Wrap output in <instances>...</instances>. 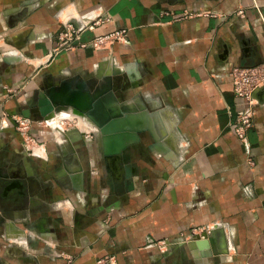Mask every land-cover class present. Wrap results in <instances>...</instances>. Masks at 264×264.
Here are the masks:
<instances>
[{"label":"crops","instance_id":"0c3cea01","mask_svg":"<svg viewBox=\"0 0 264 264\" xmlns=\"http://www.w3.org/2000/svg\"><path fill=\"white\" fill-rule=\"evenodd\" d=\"M65 13L76 28L99 22L86 25L72 49L54 51ZM116 30L126 31L127 42L91 46L96 36ZM262 62L264 0H0V170L22 181L35 203L10 218L19 225L41 218L47 226L23 234L8 224L14 264H36V256L42 264H95L108 255L117 264H150L158 245L173 248L202 227L220 237L221 253L194 249L191 237L193 264H264V91L255 96L247 147L233 129L245 100L229 76L234 66ZM107 73L112 84L136 82L153 110L139 96L122 101L145 106L132 127L114 133L112 168L122 176L123 154L131 168L128 191L110 188L104 152L61 150L59 137L68 139L61 125L46 130L53 113L45 119L38 112L37 100L49 87L69 81L91 92ZM26 108L29 132L40 138L43 153L28 150L21 163L14 118ZM146 113L151 121H143ZM73 115L65 122L82 131L84 116ZM144 126L149 130L139 133L148 149L125 150ZM90 128L100 132L93 123ZM100 134L103 143L108 136ZM120 192L124 197L115 198ZM106 197L101 213L98 202Z\"/></svg>","mask_w":264,"mask_h":264},{"label":"built area","instance_id":"2783aa9c","mask_svg":"<svg viewBox=\"0 0 264 264\" xmlns=\"http://www.w3.org/2000/svg\"><path fill=\"white\" fill-rule=\"evenodd\" d=\"M239 14H243L244 10H238ZM64 29L58 34V45L54 51L62 49H72L74 40L79 37L82 29L93 28L99 20L89 24L86 23L82 27L76 28L71 20V17L65 13L62 16ZM115 42H127L126 31L116 30L107 34L96 36L91 42L94 49H109ZM87 43H82L81 47H86ZM234 92L237 96L245 100V105L236 113L233 129L237 137L248 147V131L254 124V105L258 102L253 93L264 86V62L254 66H234L229 72ZM16 128L21 134L27 146L30 141L35 142V138L29 133L30 122L29 118L16 116ZM211 229L208 227L194 228L188 238L202 232H208ZM166 243V242H165ZM95 264H116L114 257H101L96 259Z\"/></svg>","mask_w":264,"mask_h":264},{"label":"rangeland","instance_id":"374dc122","mask_svg":"<svg viewBox=\"0 0 264 264\" xmlns=\"http://www.w3.org/2000/svg\"><path fill=\"white\" fill-rule=\"evenodd\" d=\"M107 57L110 59V56H107ZM104 61H106V59ZM104 61H103V64H104ZM116 74H118V73H116ZM119 74H125L126 75V73H124V71H120ZM117 85H116V83H115V86L112 84V88L115 91V94H116V96L118 97V99L120 101L129 100V99H131V98H133L135 96H139L144 101L147 109L150 110V111H153L148 106V104L145 102V100H144L143 96L141 95V93L138 92V88H137L138 85H137L136 82L129 83L125 87V89L123 88L121 90V92H120V90H118ZM115 87H116V89H115ZM38 112H39V115H41L39 110H38ZM68 113L77 114L76 112H74L73 109H70V108L57 110V111H55V113L53 112L54 117L55 116H57V117H55L54 120H49V123L52 124V126L48 125V123L43 124L42 126H45L46 130L49 129L48 131H51V132L56 131V128H54L53 126H60V125L63 126V127L67 126V127H72L74 129H76L74 121H71V123L65 122L66 121V119H65L66 117H68L69 115H70L69 117H71V115H73V114H68ZM53 114H52V117H53ZM66 115H68V116H66ZM81 116H84V115H81ZM72 118H73V116H72ZM82 119H84L83 122L85 123L84 124L85 126H83L81 124L79 126L82 128V130H87V129H84V128H88V127L90 128L92 122L85 116ZM138 134H139V132H138ZM33 137L35 138V142L30 141L28 143L27 147L28 148L38 149V150H36V156L41 155V153H43L42 152L43 150L42 151L39 150V149H41L40 138H36L35 136H33ZM59 139L61 140L60 137H59ZM62 142H63V140H62ZM103 143H104V141H103ZM103 143H102V139H100V141H98V146H99L100 153L104 152ZM25 144L26 143H25V141H24V139L22 137V146L20 148L21 151L25 150V148H24V146L26 147ZM166 148H171V147L167 146ZM125 150H127V147H126ZM20 156H21V154H20ZM99 156H100V162H103V158H104L105 155L100 154ZM119 197L122 199V197H124V196H123V194H120ZM98 203H99L98 206H100L101 213H102V211H106V207H107L106 200L104 199L103 201H99ZM17 221H19V220L12 219V218L9 217L8 219H6L5 225H0V244L1 243H5V245H6L5 247L0 248V264H14V243H16V241L14 240L13 237L8 235L7 226H8L9 223H12L15 226H18L23 234H26L27 233L26 230L29 229V228H32V227L40 229V230H46L45 228L47 227L45 225L44 220H42L41 218H37V219L24 218V219L20 220V222H21L20 225L18 224ZM189 235L190 234H187V236H189ZM187 236L184 235L183 236L184 238H183L182 242L179 245H176L173 248L166 247V243L165 242H163L160 245H158L157 246V250H156L157 256L155 257V259L150 264H174V263L186 264L187 262H189V264H193L194 260H195V257L192 254L191 250L189 249V245H188V243H189L188 241L189 240H188ZM38 240H39L38 237H36L35 240H32V244L35 243V245H36ZM218 250H219V248H217V251ZM220 253L221 252H219V255H220ZM103 257H114L115 260H116V264H117V259H116L115 256H109L108 255V256H103ZM55 258H57V257L55 256ZM35 263L36 264H42V260H41L40 256H36Z\"/></svg>","mask_w":264,"mask_h":264},{"label":"flooded vegetation","instance_id":"af4514ba","mask_svg":"<svg viewBox=\"0 0 264 264\" xmlns=\"http://www.w3.org/2000/svg\"><path fill=\"white\" fill-rule=\"evenodd\" d=\"M106 81L107 79L104 78V81H102V83H100L97 88H93L91 92L103 86V84ZM114 82L116 83V85L117 84L119 85V86L117 85V87H118V90H120V92L123 89V86L125 87L130 83L129 80L122 81L121 84L117 83L115 80ZM114 82H113V85L115 86ZM77 118L78 117H74L72 118V120H75ZM61 128H62V131H64L65 136L67 135V138H68L67 140L63 142L60 140L61 150H81V151L82 150L83 151L84 150H99L98 141H100L101 139V134L97 130L90 128L89 130L77 131L76 129L72 127H66V126L64 127L61 126ZM144 134H145L144 132L139 133V139L134 142L131 148H127V150H147L148 148H146L144 143L141 142V137ZM41 147H42V144H41ZM24 148L25 150H22V153L20 156L21 158L19 157L20 159L17 162H21V163L26 162V158L28 157V154L31 153L28 151L27 146L26 147L24 146ZM44 150H47V149L45 148ZM41 158L42 157H40V159ZM113 162L114 161L112 157H106V156H104L103 162H102L104 164L105 170H107V172L109 173V178L111 182H113V186H111L110 188L114 189V186H115V188L120 187V190L124 189L128 191L130 187V181L128 179V169H127V162H126L125 156L122 154L121 158L118 160L119 166L123 169V173L121 177H117L116 172L113 170L112 168V164H114ZM8 176H9L8 174L2 175V171L0 170V211H1L0 225H5L6 216L14 217L15 211L21 210V209L23 210L27 209L29 208V205L34 203V202L30 203V199L27 196L28 191L26 190V186H24V183L20 181L17 177L15 178L12 177L11 179L10 178L8 179ZM13 176H16V174L14 173ZM20 186L23 187V189H21ZM15 187H18L19 189ZM19 190L20 192L22 191L25 194L24 195L20 194V192H18ZM111 194H109L110 196L108 200L112 199ZM120 194L122 193L120 192ZM119 195L115 196V198L119 197ZM124 195L125 194H123V196ZM15 197L19 199V200L17 199V202H16ZM105 200L107 204V197L105 198Z\"/></svg>","mask_w":264,"mask_h":264},{"label":"water","instance_id":"95a60500","mask_svg":"<svg viewBox=\"0 0 264 264\" xmlns=\"http://www.w3.org/2000/svg\"><path fill=\"white\" fill-rule=\"evenodd\" d=\"M113 74H116V72H114ZM63 82L65 81H62L60 82L59 84L57 85H53L51 87H49V90L44 93L40 98H38L37 100V106H38V109L40 111V114L42 116V118H48V116L50 115V113L55 109V108H58V107H61V106H72L74 108H77L79 109L80 112L82 113H86L87 109H90L92 108V97L90 96V91H88L87 89L84 88V83H79L76 85V90H70V86H72V84L70 83L69 87H64L62 86ZM112 87V85H111ZM56 88H58V91L56 90ZM113 89V88H112ZM84 90V92L82 91ZM264 91V86L257 89L253 95L256 96L258 94H262ZM115 93V92H114ZM144 102V101H143ZM145 104V103H144ZM146 106V105H145ZM22 114L29 118L31 116V109L30 108H26L23 110ZM87 115L90 117V119L95 123V124H100L98 122V120L96 118H94L91 114H89L87 112ZM132 117H130L131 119ZM110 119H114V116L113 114L111 115V117H107L106 119L104 118L101 123V128H102V132H105V133H108V135H111L110 136V141L113 143V138H114V134L112 132L115 131L114 128H111V127H104L106 123H111L109 122ZM129 120V118H127L125 121L122 120L120 123L123 124L124 122V126L126 128H128V126L130 125L129 122H127ZM118 127V125H117ZM143 130H148V128H141V129H138V132L140 131H143ZM134 139H129L127 141V144L125 146L128 147V145L130 143H133ZM114 145L112 144V147ZM115 152L113 150L111 151H106L104 150V154L106 157H110V156H113ZM127 169H128V172H129V175L131 174V168L129 166H127ZM18 182V181H16ZM21 189H23V187L20 186ZM20 194H24L22 191L20 192ZM193 239L192 241L194 242V249H197V250H204V249H211L210 251V254H213V253H219V250L217 251V247H219L221 245V239L220 237L215 234L213 231L207 233V232H202L201 234H196V235H193L192 236ZM191 238V237H190ZM189 240V238H188ZM189 242V241H188ZM189 245V243H188ZM191 252H192V249L191 247L189 246ZM192 254L194 255L195 257V253L192 252ZM204 255V254H202Z\"/></svg>","mask_w":264,"mask_h":264},{"label":"bare ground","instance_id":"6f19581e","mask_svg":"<svg viewBox=\"0 0 264 264\" xmlns=\"http://www.w3.org/2000/svg\"><path fill=\"white\" fill-rule=\"evenodd\" d=\"M105 76H106L107 81L103 84V86L99 87L98 89H96L93 92H90V96L93 99V101H92L93 106H92V108L87 109L86 113H82L79 111V109L74 108L72 106H61V107L55 108L50 114H52L53 112L55 113V111H57V110L70 108V109H73L74 112H76L77 114L84 115L85 117H87L91 121L90 117L87 115V112H88L94 118H96L100 124L98 125V124H95L94 122H92V123L100 130V132L105 137L108 136L107 138H105L106 141H104L105 142L104 144L106 146V151H111L112 150L111 149L112 144L113 145L115 144L114 141H116V139L113 138V143H112L109 139L110 136L108 135V133L102 132V128L100 126L101 123L103 122L102 120L104 118L106 119L108 116L111 117V115L113 114L114 119L113 120L110 119L109 122H111V123L104 124L105 125L104 127L109 126L111 128H114L115 131L112 132L113 134L117 131L122 132L125 122L123 124H121L120 122L122 120L125 121L127 118H129V120L127 121L130 123L128 128L132 127L131 125L135 124V120H137L140 110L145 109V106L141 102L139 103V105H135V104L129 105V104H125L124 102L120 101L118 99V97L116 96V94L114 93L112 87H111V85H112V74L107 73ZM69 85H70L69 81H65L62 84L63 88L67 87V86L69 87ZM56 90L58 91V88H56ZM70 90H76V87L70 86ZM82 91L84 92V90H82ZM119 101L121 102V104H119ZM138 101L139 100H137V103H138ZM68 114H73V113H68ZM144 115H149V113L142 114L141 117L145 118V119H143V121L146 120V118H148V121H151L149 119V116H144ZM50 117H51L50 120H54L55 117H57V116L54 117V114H53V117H52V115ZM130 117H132V118L130 119ZM81 121H83V120H81ZM117 125H118V127H117ZM144 127H147V126H144ZM149 128L152 129V132L153 131L155 132V129H153L152 127H149ZM133 136H134V134H128L129 138L133 137ZM28 150L35 153V150H38V149L28 148ZM113 151L117 152L118 150H113ZM115 156H116V154L114 153L113 156H110V157H112L113 159L118 158Z\"/></svg>","mask_w":264,"mask_h":264}]
</instances>
